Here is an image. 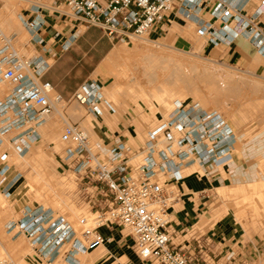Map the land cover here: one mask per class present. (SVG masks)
<instances>
[{
    "label": "built area",
    "instance_id": "built-area-1",
    "mask_svg": "<svg viewBox=\"0 0 264 264\" xmlns=\"http://www.w3.org/2000/svg\"><path fill=\"white\" fill-rule=\"evenodd\" d=\"M23 1L26 7L21 9L20 21L32 48L35 44L44 49L39 37L45 23L44 9L84 26H96L108 37L124 42L166 32L171 13L185 19L196 13L199 20L194 22V32L198 38L218 46L242 36L264 55V28L258 23L264 14V0H258L251 10H245L247 1L236 5L237 0ZM13 39V34L7 35L0 27V85L8 86L0 95V136L7 137L17 153L24 155L41 141L40 127L63 98L41 79L39 52L33 49L29 55L20 53L13 47ZM70 43V39L64 40L62 48L67 49ZM93 85L91 81L90 85L84 82L80 86L88 98ZM81 101L96 116L115 111L102 95L93 93L88 101ZM233 136L232 128L217 110H206L198 102L175 100L166 118L147 130L141 160L133 168L127 163L130 147L123 141L113 143L106 153L94 152L78 124L65 119L59 138L67 145L68 170L84 190L91 187L92 195L110 202L105 204L107 209L99 220L107 216L113 224L130 228L141 260L153 264H215L216 255L198 237L184 245L171 240L175 229L169 208L179 197L173 184L184 178V169L194 164L217 165L233 150ZM8 171L9 164L2 163L0 178ZM92 195L85 198L93 204ZM46 210L24 207L18 219L8 220L5 225L11 238L25 236L41 260H54L60 246L66 244L64 262L78 264V251L92 250L110 240L88 227L78 233L67 220L52 217ZM85 222V218L80 219L81 224ZM0 264L13 263L0 259Z\"/></svg>",
    "mask_w": 264,
    "mask_h": 264
},
{
    "label": "rangeland",
    "instance_id": "rangeland-1",
    "mask_svg": "<svg viewBox=\"0 0 264 264\" xmlns=\"http://www.w3.org/2000/svg\"><path fill=\"white\" fill-rule=\"evenodd\" d=\"M16 1L20 7L22 6L21 8L26 7L24 1ZM2 3H4L3 0H0V7ZM183 18L180 16V21L172 20V24L166 32L158 35L150 34L145 38L160 40L169 46L193 52L195 56L190 53L183 54L186 57L184 59H194L197 64L202 66L208 64L215 68L214 73H205L204 70L202 71L203 68L201 69L202 66L195 65V69L188 59L185 60L187 65L185 62L179 65V62H175V59L180 56L178 52L174 53L177 58L173 56L172 62L170 59H168L169 61L166 59V63L163 62L164 60H161L162 63L159 61L161 65L158 61L156 64L154 63L156 61H149L142 53H135V55H131V58H115L116 56L111 57L110 54L87 81L95 80L102 89L106 90H111L114 83H117L116 92L119 93L117 103L105 94L104 89L102 96L109 100L116 110V113L111 116L114 118L120 115L125 116V120H128L129 126L133 128L132 131L129 130V127V132L125 130V134L122 135H104L102 131L100 132L99 120L106 116L94 117L87 111L86 104L79 98L70 101L64 100L56 105L62 109L61 113L65 120L78 124L79 128L84 131L92 151L100 152L98 145L104 144L105 137L117 138L116 142L121 140L130 147L127 163L129 168H133L141 160L140 153L147 130L166 118L175 100L171 102L172 106L169 109H164V106L167 105L171 97L176 95L187 97L180 99L183 103L198 102L206 110L217 109L227 121L232 118L231 121L233 120V128L238 139V132L240 136L247 138L264 136V59L251 53L245 45V47H239L240 50L243 49L242 52L239 51L240 55L235 54V50L231 52V50L222 51L223 49L218 50L215 54L214 52L209 54L206 47L203 49L204 40L195 35L194 23ZM180 22L187 25L181 26ZM23 31H25V39L20 46L22 49L20 53L29 55L32 53V47L28 42L30 37L25 29ZM134 40L138 41L140 38ZM134 40L123 42L122 45L131 47ZM138 80L141 83V88L137 84ZM159 81L165 85L163 91L157 89ZM2 88L7 90L8 86L5 85ZM156 91L161 93V97L156 100L157 108L153 97ZM70 105L73 107L69 108ZM87 120L91 123H88ZM105 123L112 125L107 120ZM44 125L49 126V130H53L54 133L49 132L48 135H45L42 128ZM63 125L64 120L53 111L40 127L41 141L34 144L23 155L27 159L34 157L39 161L36 160L34 164L29 160V163L25 164L26 166H22L23 168H16L11 163L6 176L0 178V257L7 259L3 254L2 246H5L9 252H16L19 249L20 252L26 251L25 253H27L32 250L23 235L11 238V233L7 232L5 227L8 220L20 217L24 207H30L33 209L45 208L49 214H52V217L61 216L78 233L83 227L94 231L101 230L104 226L113 227L121 241L115 242V239L111 238L101 246L88 250L90 253L99 254L98 258L101 264H153L150 261L141 260L137 256L134 236L131 234L130 228L113 224L107 216L103 221L99 220L107 208L101 209L100 206H103L104 202L99 206L88 203V198L85 196L92 195L93 188L89 187L84 190L78 179L68 170L66 164L68 157L65 152L67 145L62 143L59 138ZM3 141L12 151L9 141L7 142V139ZM112 145L111 142L108 147L111 148ZM235 147L236 150L239 149V141ZM7 153L8 151L0 156V165L6 163ZM227 158L228 156L224 159ZM259 168L264 171V159L260 160ZM219 169L221 170L222 167ZM186 170H184V178L192 176L198 179L202 176L198 172L191 173L188 169ZM197 170L200 169L197 168ZM14 175L19 180L13 187L5 191V184H8L7 182ZM192 193L195 194L193 201L196 212L186 221L183 235L179 236L176 242L183 241L188 244L191 238L198 237V240L207 244V249L214 252L216 260L226 256L237 264H264V175L256 182L216 187L198 195L195 191ZM47 196L49 199L45 198ZM52 198L57 201L54 200L55 204L52 203ZM97 198L100 201L105 199L100 195ZM58 203L60 206H65L64 211H60ZM105 203L110 204L108 201ZM52 205L55 207L53 208ZM81 218H85V224L80 223ZM15 242L18 243L12 249V244ZM121 242L122 244H120ZM127 246L130 248L128 251L125 249ZM67 248L68 245H65L60 249L61 254L56 264L64 262L62 254ZM9 254L15 262L20 256V253L15 256ZM32 256L39 264H47L33 251L26 255L28 259H31ZM210 262L212 263V261Z\"/></svg>",
    "mask_w": 264,
    "mask_h": 264
},
{
    "label": "crops",
    "instance_id": "crops-1",
    "mask_svg": "<svg viewBox=\"0 0 264 264\" xmlns=\"http://www.w3.org/2000/svg\"><path fill=\"white\" fill-rule=\"evenodd\" d=\"M246 1L245 10H251L258 2V0H237L236 5L243 4ZM45 2L47 4H52L55 0H45ZM43 15L45 23L39 30V37L43 40L44 49L41 50V46L35 44L33 45L34 48H32V50L36 49V51L39 52L38 60L43 68L41 79L49 82L54 87L55 91L61 95L63 100L70 101L74 98H79L77 91L81 84L89 80L102 61L108 58L114 48L122 45L124 41L108 37L96 26H84L68 17L53 13L48 9L43 10ZM169 16L171 21L168 23V28H170L172 20L180 21V14L175 15L171 13ZM191 18L188 20L193 23L199 20V18H193V20ZM258 23L264 28V14L258 18ZM181 24V26L187 25L186 23ZM66 39H70L71 43L67 49H63L62 44ZM244 45L249 48L251 53L264 59V55L260 54L259 51L242 36L237 37L231 42H222L218 46H213L207 41H204V44H202L203 49L206 47L208 49L207 52H210L209 54L213 52L215 54L218 50L223 49L222 51L231 50V52L235 50V54L238 55H240L239 51L242 52L243 50H240L239 47H245ZM91 81L95 82V80ZM114 113H116V110L113 113L106 112L103 114L106 117H101L99 120L101 124L100 132L102 131L104 135H122L125 134V130L128 132L129 130L132 131L133 128L129 126L130 122L125 120V116L123 117L120 115L114 118V116H111ZM90 114L96 118H100L92 113ZM106 120L110 121L112 125H107L105 123ZM228 125L234 132L232 139L233 150L228 155V158H223L215 166H199L203 174L198 179L188 176L173 184L175 191L179 195L178 199L169 208L170 220L175 229V236H171V240L173 242L175 240V243L181 242L182 245L185 244L183 241L176 242V239L183 235L182 233L185 230L186 221L196 212L193 201V195L195 194L192 193L193 191L198 195L201 192L216 187L256 182L264 175V171L259 168L260 160L264 159V136H251L247 138L246 136H240L238 132V139L234 128L229 123ZM116 139L117 138L110 139L105 137L103 140L104 144L98 145L100 151L106 153L109 149L108 145L111 142L115 143ZM237 141H239L238 150L235 149ZM194 165L184 170L188 168L191 169ZM220 167H222L221 170L219 169ZM5 189L7 190L9 188L5 187ZM91 200L93 205L96 206L102 205V202H104V205L100 206L101 208L106 204L105 200L100 201L95 195L91 196ZM98 231L110 239L114 238L115 242L121 241L117 231L113 230L111 226H104V228ZM16 243L18 242L12 244V249ZM120 244H122V242ZM125 249L128 251L130 248L127 246ZM9 253L15 256L20 253V250L18 249L16 252L10 251ZM214 263L237 264L226 256L220 257L217 260L215 259Z\"/></svg>",
    "mask_w": 264,
    "mask_h": 264
},
{
    "label": "bare ground",
    "instance_id": "bare-ground-1",
    "mask_svg": "<svg viewBox=\"0 0 264 264\" xmlns=\"http://www.w3.org/2000/svg\"><path fill=\"white\" fill-rule=\"evenodd\" d=\"M23 1V0H22ZM3 2L4 3H2V5H1V7H0V27H1V29L7 34V35H9V34H13L14 35V39H13V41H12V45H13V47H15L17 50H22V49H20V46L23 44V41H24V32L25 31H23V29H24V27L22 26V23H21V21H20V12H21V7H20V5H18V2L16 1V0H3ZM21 2V1H20ZM190 17H192V18H199V15L198 14H196V13H193V14H191L190 16H189V18ZM183 18V17H182ZM188 20V19H187ZM190 22V21H189ZM193 23V22H192ZM191 23V24H192ZM9 33V34H8ZM27 35V34H26ZM26 35H25V37H26ZM27 40V39H26ZM135 41V40H134ZM175 52H178L179 54H180V56L177 58L175 55H174V53ZM135 53H142V54H144V56H146V58L149 60V61H152V62H154V61H156V62H154L155 64L156 63H158L159 61H163L164 63H166L165 62V60L167 59V61H169L168 59H170V61H171V59L173 58L174 59V57L173 56H175L177 59H175V62H179L178 64L180 65H182V62L184 63L185 62V60L187 61V59L189 60V62L191 61L192 62V65H193V67H195V65L196 66H199V67H201L202 65H200V64H197V62H195L194 61V59H190V58H187V59H184V58H186V57H184V55L183 54H186V53H190L191 55H193L194 53L193 52H187V51H185V50H183V49H180V48H176V47H172V46H169L168 44H165L164 42H162V41H160V40H153V39H147V38H145V37H141L140 38V40H138V41H135L133 44H132V46L131 47H126V45H120V46H118V47H116V48H114V50L111 52V57H115V58H119V57H121V58H123V57H130L131 58V55H135ZM177 53V54H178ZM176 54V53H175ZM178 54V55H179ZM193 56H195V55H193ZM198 57V56H197ZM202 58V57H201ZM209 59V58H208ZM210 61H212L211 59H209ZM158 61V62H157ZM162 61H161V63H162ZM172 62V61H171ZM191 62H190V64H191ZM153 63V64H154ZM177 63H175L176 65H177ZM152 64V65H153ZM159 64H160V62H159ZM175 64H173V65H175ZM185 64L187 65V62H185ZM184 64V65H185ZM189 64V63H188ZM206 64V63H205ZM161 65V64H160ZM167 65V64H166ZM183 65V66H184ZM213 65V64H212ZM145 66V65H144ZM164 66V65H163ZM178 66V65H177ZM189 66H191V65H189ZM215 66V65H214ZM165 67V66H164ZM172 67V66H171ZM192 67V68H193ZM173 68H174V66H173ZM179 68V67H178ZM191 68V69H192ZM203 68V69H202ZM194 69V68H193ZM195 69H196V67H195ZM201 69H202V71L204 70V72L206 73V72H209V73H214L213 71H214V69L215 68H212L210 65H204V66H202L201 67ZM197 70H198V67H197ZM239 72V71H238ZM243 72V71H242ZM240 73V72H239ZM222 74V73H221ZM224 74V73H223ZM252 74V73H251ZM229 81H230V79H229ZM231 81H232V79H231ZM86 83L87 84H89L90 85V83H91V81H86ZM117 83L115 82L114 83V85H113V88L111 89V90H106L105 88H103L104 90H105V94L108 96V97H110L112 100H113V102H115V103H117L118 102V100H119V93L118 92H116V85ZM137 84H139V88H141V83H140V81L138 80L137 81ZM5 86V84H2V85H0V93L2 94L3 93V89L4 88H2V87H4ZM93 87H94V89H92L91 91H90V93H91V95L89 96V98L87 97V94H86V92L80 87L79 89H78V91H77V94H78V96H79V98L81 99V100H85V101H88L90 98H92L93 97V93H95V95L97 94V95H102V88H101V86H100V84H98V83H95L94 82V85H93ZM159 88H157L159 91H160V89L163 91L164 89L163 88H165V85L162 83V82H160L159 81V86H158ZM98 88V89H97ZM207 90V89H206ZM208 92V91H207ZM134 93V92H133ZM202 94V93H201ZM204 94V93H203ZM206 94V93H205ZM137 95V94H136ZM212 96V95H211ZM153 97H154V99H155V107L157 108L158 107V103L156 102V100L158 99V98H160L161 97V93L160 92H155L154 94H153ZM213 97V96H212ZM185 98H187L186 96L185 97H183L182 95H179V96H174V97H171V99L168 101V103H167V105L166 106H164V109H169V107H171L172 105V103L171 102H173L174 100H180V99H185ZM214 98V97H213ZM64 101V100H63ZM149 101H151V100H149ZM79 104V103H78ZM73 106L72 105H70L69 106V108H72ZM218 108H219V106H218ZM148 109L150 110V107H148ZM171 109V108H170ZM72 110V109H71ZM70 110V111H71ZM217 110V109H216ZM61 111H62V109L61 108H59V107H56L55 108V112L56 113H58L59 114V116L64 120V118H63V116L64 115H62V113H61ZM217 112H218V114H219V116L223 119V120H225V122H227V123H229L232 127H233V124H232V121H231V119L232 118H230L229 116V118H230V121H227V119L225 118V116L224 115H222L221 114V112L220 111H218L217 110ZM230 113V112H229ZM228 113V114H229ZM230 114H232V113H230ZM229 114V115H230ZM222 116H224V117H222ZM231 116V115H230ZM228 118V119H229ZM88 121V123L90 122L89 120H87ZM91 123V122H90ZM49 126H47V125H44L42 128H43V132H44V134L45 135H48L49 134V132L50 133H52L53 132V130H49V128H48ZM53 129V128H52ZM54 133V132H53ZM6 140L7 139V142H8V138L7 137H5V136H0V156L3 154V153H5V152H7L8 151V153L6 154V156H5V161H6V163L8 162V164L10 165L11 163H12V165L14 166V167H16V168H20V167H22V166H24L25 164H27V163H29V160H30V163L32 162V163H36V160H38V159H35L34 157H30V158H26V156H23V155H19L18 153H17V151H16V153H15V149H14V151H13V147L11 146V144L9 143V145L12 147V151L14 152H12V151H10L11 149H9L10 147L3 141V140ZM141 154V153H140ZM39 161V160H38ZM26 166V165H25ZM29 166H31L30 164H29ZM32 167H34L33 165H32ZM32 167H30V168H32ZM23 168V167H22ZM197 168H199L200 170H197ZM188 170L189 171H191V173L192 172H198V173H200L201 175L203 174V171L201 170V168L199 167V165L198 164H195L194 166H192V168L190 169V168H188ZM187 171V170H186ZM188 172V171H187ZM19 180V178L18 177H16V175H14V177H12L10 180H9V182H7L8 184H5V187L6 188H10V187H13L15 184H16V182ZM219 188V187H218ZM5 191H6V189H5ZM2 193H3V191H2ZM49 196H47V197H45L46 199L48 198ZM49 199V198H48ZM60 199V198H59ZM51 200V199H50ZM49 200V202H51ZM54 200H55V198H54ZM54 200H53V198H52V203L53 204H55L54 203ZM45 202V201H44ZM55 202H57L56 200H55ZM59 202V201H58ZM51 203V204H52ZM60 204H61V202H59ZM58 203V208L60 209V211L62 212V211H64V207L65 206H60V204ZM63 203V202H62ZM52 207L54 208L55 207V205H52ZM51 210V209H50ZM61 217V216H60ZM95 217V216H94ZM92 218V217H91ZM107 218V217H106ZM93 221V220H92ZM25 237V236H24ZM25 239H26V237H25ZM66 244H63L62 246H60V248H59V253H58V255L54 258V260H52V261H50V262H46L47 264H56L57 262H58V260H59V256H60V254H61V248L63 247V246H65ZM29 248H32V247H30L29 246ZM2 250H3V254L5 255V257L7 258L6 260H9V261H11V263H13V264H39L36 260H35V258L32 256V258L30 259H28L27 257H26V255L28 254V253H31L32 252V250H29V252H27V253H25L26 251H21L20 252V256L16 259V262L12 259V257L10 256V254H9V252L6 250V248L4 247V246H2ZM98 256H99V254H97V253H93V252H89L88 250H80V251H78L77 252V254H76V258H77V260H78V264H101V261L99 260V258H98ZM0 259L2 260V258L0 257ZM66 263V262H65ZM64 262L62 263V264H65Z\"/></svg>",
    "mask_w": 264,
    "mask_h": 264
}]
</instances>
